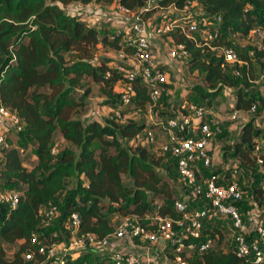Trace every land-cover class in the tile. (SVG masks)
Masks as SVG:
<instances>
[{
	"label": "trees",
	"instance_id": "trees-1",
	"mask_svg": "<svg viewBox=\"0 0 264 264\" xmlns=\"http://www.w3.org/2000/svg\"><path fill=\"white\" fill-rule=\"evenodd\" d=\"M148 1L0 0V105L17 115L21 125L20 130L10 129L9 146L1 155L0 189L19 194L20 202L17 208L0 202V264H55L58 258L49 259V250L55 244L70 246L73 230L68 226L75 214L80 218L76 237L91 234L97 239L112 235L127 217H136L143 227L149 226L146 217L150 215L181 219L176 209L180 196L175 160L153 144L142 143L147 131H154L159 141L166 131L163 124L178 111L187 113L195 105L193 97L211 108L228 89L235 96L233 112L264 113V95L255 78L256 67L264 72V40L247 42L252 31L264 36V0H192L214 25L216 36L210 39L199 28L194 41L175 32L171 44L185 45L189 58L184 64L190 73L198 72L204 84L189 86L184 95L179 92L172 97L171 83H167L157 102L141 77L128 79L119 67L125 65L108 54H134L136 49L129 43L133 34L127 35L112 21L89 23L83 15L63 8L74 3H117L148 18L171 5L182 9L189 0H157L147 8ZM221 46L234 49L243 63L231 65L211 49ZM101 50L104 55L99 54ZM118 84L132 85L130 104L123 102ZM93 95L121 118L84 122L81 117L88 113ZM154 107L160 108L156 122L131 116ZM57 135L68 145L60 148ZM263 135L264 129L255 128L251 121L242 126L234 143L222 146L225 157L232 156L239 170L253 171L255 177L247 183L238 178L244 199L237 205L248 226L251 204L264 209V164L257 165L255 152L256 139ZM260 153L264 157V149ZM220 166L213 167V172L219 173ZM231 170L226 171L228 176ZM204 206L197 199L191 208ZM52 208L56 213L48 218ZM222 222L220 217L210 220L194 242L212 238L214 246L205 253L192 252L188 264H256L237 256ZM42 247L45 254L40 253ZM97 250L86 246L65 251L59 262L115 264L110 253ZM28 253L34 256L30 263L25 258Z\"/></svg>",
	"mask_w": 264,
	"mask_h": 264
},
{
	"label": "built area",
	"instance_id": "built-area-1",
	"mask_svg": "<svg viewBox=\"0 0 264 264\" xmlns=\"http://www.w3.org/2000/svg\"><path fill=\"white\" fill-rule=\"evenodd\" d=\"M191 3L197 4L189 0L182 9L171 5L148 18L141 17L136 11L115 3L121 12L136 16L131 23L133 35L129 41L136 51L131 55L124 52L119 54L124 59L132 60L133 63L128 68L121 65L119 67L130 80L141 77L152 89L154 102H157L167 91L165 85L171 83V73L164 68L171 61L167 59L164 63H156L152 59L150 31L161 35L167 34L171 42L172 33L175 32H180L196 41L195 32L199 30V25L191 9ZM156 4L157 0H149L147 8ZM171 12L174 14L172 15ZM207 36L212 39L216 33H209ZM211 49L231 65L243 63L232 48L221 46ZM168 53L171 60L178 62L185 63L189 58V52L184 44H171ZM121 93L123 102L130 104L134 95L132 85L125 84ZM256 108V105L253 106L251 111L254 112ZM116 114L121 118L119 112ZM238 114L239 112H234L231 118L234 119ZM227 120H229L227 117L212 112L211 108L195 104L187 113L178 111L163 124L166 131L159 150L163 154H169L176 163L181 191L176 209L182 214L181 219L173 220L158 214L150 215L146 217L150 221L149 226L143 227L136 217H127L121 220L112 235L97 239L91 234L83 238L76 237L80 218L75 214L68 226L69 230H73V237L67 251H78L86 246L95 247L110 253L115 264H188L186 259L191 257L192 252L205 253L213 248L215 241L212 238L200 244H196L194 240L202 237L212 218L220 217L232 232V246L237 256L251 259L256 264H264V224L258 223L256 228L251 230L237 205L244 199L238 179L240 171L238 165L233 163L230 176L227 172H223V164L219 173L213 172L215 158L213 141L222 133ZM12 128L21 129L19 117L0 105V180L2 149L9 146L7 134ZM156 142L155 133L148 130L142 143ZM262 149H264V135L256 139L255 147L257 165L261 168L264 164V157L260 153ZM197 199L203 201L205 206L192 209L191 205ZM0 202L17 208L20 195L0 189ZM55 213L56 208H52L46 216L51 218ZM250 222H254L252 218ZM253 233L255 235L250 239ZM45 251L44 247L40 248V253L45 254ZM50 255L49 250V259H51ZM25 258L30 263L34 256L28 253ZM57 263L56 261L55 264Z\"/></svg>",
	"mask_w": 264,
	"mask_h": 264
},
{
	"label": "rangeland",
	"instance_id": "rangeland-1",
	"mask_svg": "<svg viewBox=\"0 0 264 264\" xmlns=\"http://www.w3.org/2000/svg\"><path fill=\"white\" fill-rule=\"evenodd\" d=\"M193 13L197 18V22L202 34H209L214 32V25L207 21L206 18L203 17L202 9L199 5L191 3L190 4ZM67 12L71 14H81L85 19L89 21V23H98L104 21H112L114 25L118 27V29L125 31L127 35L131 32V23L135 19L136 16L134 15H127L120 11V9L115 5L109 6H101L96 3H92L89 6L82 5L80 3H74L63 7ZM173 15L174 12H171ZM160 20V19H159ZM160 22V21H159ZM152 25L150 26V28ZM150 40H151V55L152 59L156 63H164L167 59H170L171 63L167 64L166 68L171 73V84H170V93L172 97H174L177 93L181 92L183 95L187 93V87L193 86L195 84H204V79L198 72L190 73L188 71V67L183 62H178L176 60H171L169 57V47L171 46V41L166 37V34H156L150 31ZM264 40L263 33L259 30L252 31L247 42L250 43H262ZM245 41H243L244 43ZM100 55H104V51L99 52ZM115 62L122 63L125 67H130L133 63L130 59H124L123 57L119 56L120 53L116 52H109ZM256 84L260 87V92L264 95V72L260 70L259 67H256ZM120 90L119 88H116ZM186 91V92H185ZM234 92L233 90H225L222 96H219L216 101L214 102V106L211 107V111L215 112L218 116L227 117L229 120L226 122L225 126H223V131L219 135L216 136L215 140L213 141V156L214 158V167H218V165L223 164V172H226L229 167H232L234 158L232 156L225 157L223 155L222 146L225 142L234 143V141L239 137L240 132L242 130V126L248 122L253 121L255 128L261 127L264 129V113L259 115L252 112H240L234 119H232V115L234 114L233 106H234ZM100 100V99H99ZM96 95L92 97V103L90 105L89 111L87 114L83 115L81 119L84 122H87L90 119L98 120L101 123H105L106 119L117 117L115 111L109 107L102 105ZM200 100L197 97H193V104L198 105ZM160 110L159 107L149 108L147 112H136L133 113L131 116L139 121H146L156 122L159 120L157 116L158 111ZM126 118V117H125ZM121 119L122 122H125L126 119ZM119 119V118H118ZM154 132V131H153ZM164 132L159 135L160 140L153 144V148L160 152L161 143L164 140L163 137ZM262 137V136H261ZM56 141L60 148H63L68 145V143L62 138L61 135L56 136ZM237 164V163H235ZM253 171L249 172V174H244L243 169H241L238 173V178H244L247 183V180L251 179V181L255 180L253 176ZM178 177L175 178L177 181ZM176 185V192L180 196L181 191L179 190L180 185L178 183ZM247 198V197H245ZM247 220L254 221L249 222V226L251 230H254L258 223L264 224V209H260L257 207L256 204H251L249 211L246 215ZM118 221V219H116ZM222 226H225L230 233H226L227 238L230 240V244H233V235L228 226L225 222H222ZM118 226V225H117ZM8 252L10 253L12 249L8 248ZM69 248L65 244H55L50 249V258H58L57 264H59V256L62 252L67 251ZM98 249V248H97ZM99 254L102 253L100 249L97 250Z\"/></svg>",
	"mask_w": 264,
	"mask_h": 264
},
{
	"label": "crops",
	"instance_id": "crops-1",
	"mask_svg": "<svg viewBox=\"0 0 264 264\" xmlns=\"http://www.w3.org/2000/svg\"><path fill=\"white\" fill-rule=\"evenodd\" d=\"M86 7L87 6H89V5H85ZM202 9V8H201ZM202 13H203V11H202ZM120 87V90L119 89H117L118 91H122L123 90V88H124V84H118V86H117V88H119ZM186 92V91H185Z\"/></svg>",
	"mask_w": 264,
	"mask_h": 264
}]
</instances>
